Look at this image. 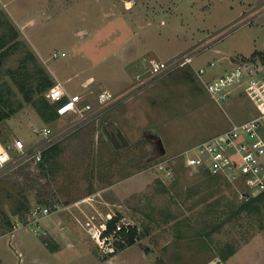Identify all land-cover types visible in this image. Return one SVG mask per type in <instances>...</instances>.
<instances>
[{"label": "rangeland", "instance_id": "rangeland-1", "mask_svg": "<svg viewBox=\"0 0 264 264\" xmlns=\"http://www.w3.org/2000/svg\"><path fill=\"white\" fill-rule=\"evenodd\" d=\"M0 3V35L11 36L13 26L20 39L0 65V108L22 106L0 125V142L12 146L20 138L32 147L43 139L35 128L48 127L55 147L41 174L28 163L0 168V264H206L229 244L264 239V207L239 213L244 202L231 179L195 171L181 155L228 130L231 119L258 114L241 87L220 105L205 84L237 61L264 66L260 54L252 57L264 51V0ZM185 51L196 52L193 65L151 74L152 58L171 62ZM28 52L36 57L30 71L37 63L68 94L93 105L88 124L73 112L45 121L25 101L12 74ZM128 86L135 89L129 103L115 96L99 107V94ZM112 120L117 126L106 133ZM115 133L131 145L117 147ZM165 160L172 172L156 165ZM130 173L138 180H105ZM21 203L26 208L18 210ZM38 207L49 212L36 216ZM113 216L137 226L133 245L121 240V248L116 236L102 234Z\"/></svg>", "mask_w": 264, "mask_h": 264}, {"label": "built area", "instance_id": "built-area-1", "mask_svg": "<svg viewBox=\"0 0 264 264\" xmlns=\"http://www.w3.org/2000/svg\"><path fill=\"white\" fill-rule=\"evenodd\" d=\"M195 56L196 52L186 51L171 62L152 58L150 72L160 75L178 66L193 65ZM198 72L199 75L204 74L206 68L201 67ZM205 85L211 97L219 104L230 99L235 85L243 87L241 93L247 94L258 114L242 122L232 121L228 130L200 142L181 155H186L185 164L195 171L203 169L213 175H225L230 178L238 199L247 202L264 191V66L252 61H237L232 70ZM48 97L51 102L59 104V114L73 112L77 115V120L87 121L95 109L90 102H86L83 94L70 95L61 83H56L49 89ZM113 98L116 97L111 94H99V107L109 105L108 102L114 101ZM35 129L43 136L40 144L28 147L22 139L15 138L12 146H0V168L8 164L21 165L43 160L44 152L53 143L54 132L48 127ZM165 163L170 162L165 160L156 165L166 170ZM167 170L172 172V168ZM48 212L47 207L32 210L36 216ZM111 236L114 237L112 234L106 237L107 240H110Z\"/></svg>", "mask_w": 264, "mask_h": 264}, {"label": "trees", "instance_id": "trees-1", "mask_svg": "<svg viewBox=\"0 0 264 264\" xmlns=\"http://www.w3.org/2000/svg\"><path fill=\"white\" fill-rule=\"evenodd\" d=\"M16 37L17 33L13 32V35L11 37H8L7 33H4L0 38V50L4 48V50L0 51L1 62L6 59V57H8V55L13 51V48L17 49L19 47L20 41L18 40H15L12 44H8V42L12 40V38ZM257 54H260L264 61V51H256L253 53L252 57H255ZM29 61L36 62V57L31 52H28L27 55L21 59V64L19 65L20 67L13 71L12 76L14 77V80L19 89L22 91L25 101L28 103H32L45 121L54 120L59 116L57 111L58 103H54L48 100L46 94L44 93H46L47 90L54 86L55 82L52 77L45 71V69L37 65V63L34 64L32 71H30V66L28 63ZM35 94H39L38 99L35 98ZM21 107L22 106L20 104L18 108H14L11 105H6V107L0 108V125L6 119L14 115ZM54 149V145H51L44 152L43 160L41 162L31 161L28 163V167L30 168V170H33L32 173L36 174L34 170L38 172L37 174H41L42 172H44L46 164L48 163L50 158L49 154ZM263 207L264 191L251 200L244 202L237 209V211L241 213L243 210H247V212L249 211L259 213L263 210ZM23 208H26V205L24 203H21L18 207V210ZM119 218V216L111 217L108 220L105 231L102 234L105 235V237L113 234L114 236H116L114 238L115 242L118 243L121 248H125V244H123L121 240L127 241L128 245H133L138 239L140 233L138 232L137 226H134L133 224L129 223L119 225ZM228 248H230V250L225 251V257H228L229 255L234 253L233 246H228ZM162 264L168 263L163 261Z\"/></svg>", "mask_w": 264, "mask_h": 264}, {"label": "crops", "instance_id": "crops-1", "mask_svg": "<svg viewBox=\"0 0 264 264\" xmlns=\"http://www.w3.org/2000/svg\"><path fill=\"white\" fill-rule=\"evenodd\" d=\"M127 2H130L131 4L133 3V1H127ZM0 5H1V3H0ZM10 11H11V9H10ZM28 18H30V17H28ZM35 18H36L35 16L31 17V20H30L29 23L32 22V19H33V23H34ZM12 28H13V26L10 27V31L12 32V35H13V32H16L17 33V37L16 38H12V40H10L8 42V44L9 43L12 44L15 40L20 41L19 33L17 32V30L15 28H13V29ZM2 35H0V38L2 37ZM7 36L11 37V36L8 35V33H7ZM2 50H4V48L1 49L0 51H2ZM31 53L35 56V54L33 52H31ZM230 61L235 62L233 59H231ZM2 62L0 61V65H1ZM212 63H214V62H212ZM241 88L243 89V87H241ZM241 88H239V90ZM242 89L240 90V93H241ZM234 90H235V88H234ZM133 93H135V89L131 88L130 86H128V87L123 88V90L120 91L119 93L114 94V96H117L118 99L119 100L121 99L124 103H129V101H131V99L134 96ZM115 101H116V98H115V100L113 102H115ZM220 105H222V104H220ZM129 109H130V111L128 112V116H131V115L134 114L135 108H134V106H130ZM90 120H91V118H89L86 121V123L85 124L83 123V124L84 125L88 124L90 122ZM232 121H234V120L231 119L230 122L232 123ZM107 123H108V126L104 127L103 130L106 131V133L107 132L110 133V131H111L110 130V126L111 125L117 126V120H112L111 123L110 122H107ZM118 132H120V131L118 130ZM219 133H221V132H219ZM219 133H217V134H219ZM120 134H122V133H120ZM157 137H158L157 135H154V138L156 140H157ZM113 138H115L117 140L116 133L114 135H112V139ZM130 145L131 144H130L129 141H127V144H123V143L120 144V146H126V147L130 146ZM0 146H2L1 142H0ZM136 174H138V173H130L126 177H121V178L117 177V178H111V179L107 178L105 180H138ZM228 246H230V244L226 246L227 247V248H225L226 251L230 250V248H228ZM253 249L256 250V251L254 252ZM217 251L218 252L214 253L211 257H208L207 259L205 258L206 264H264V239L263 238H259V236L258 237L255 236L253 239H250V240L246 241L245 243H243V245L241 247H238V248L234 247V253H232L228 257H225V255H224L225 253L224 252L221 253V250L218 249Z\"/></svg>", "mask_w": 264, "mask_h": 264}, {"label": "water", "instance_id": "water-1", "mask_svg": "<svg viewBox=\"0 0 264 264\" xmlns=\"http://www.w3.org/2000/svg\"><path fill=\"white\" fill-rule=\"evenodd\" d=\"M121 138L123 139V143L127 144L126 139L124 138V136L122 134H120ZM113 141L115 142L116 146L119 147L120 143L118 142V140H116L115 138H113Z\"/></svg>", "mask_w": 264, "mask_h": 264}]
</instances>
